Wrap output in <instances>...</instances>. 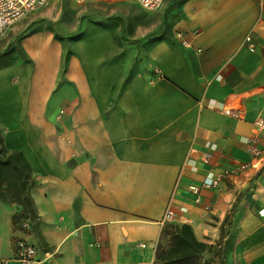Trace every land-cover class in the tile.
I'll return each mask as SVG.
<instances>
[{
	"label": "crops",
	"instance_id": "crops-1",
	"mask_svg": "<svg viewBox=\"0 0 264 264\" xmlns=\"http://www.w3.org/2000/svg\"><path fill=\"white\" fill-rule=\"evenodd\" d=\"M87 2L49 0L19 26L22 58L0 68L3 144L24 154L37 181L28 228L0 199V257L156 264L172 206L173 223L213 246L205 257L264 264V138L255 126L264 117V0H165L153 10ZM52 24L74 37H56ZM225 108H245V118ZM246 161L257 165L232 170ZM225 169L197 202L191 186ZM19 239L36 245V262L17 258Z\"/></svg>",
	"mask_w": 264,
	"mask_h": 264
},
{
	"label": "trees",
	"instance_id": "trees-1",
	"mask_svg": "<svg viewBox=\"0 0 264 264\" xmlns=\"http://www.w3.org/2000/svg\"><path fill=\"white\" fill-rule=\"evenodd\" d=\"M1 57V56H0ZM13 61L6 60L0 68L10 65ZM6 183V185H5ZM37 184L32 167L20 151H10L4 147L0 129V199L17 204L21 215H14V225L19 226V218L34 221L37 218L34 200L30 190ZM19 215V218H18ZM170 236L169 246L163 244L166 236ZM209 244L200 241L189 224L174 226L166 224L163 237L157 248L156 264H206L200 257L207 251ZM210 264H217L214 260Z\"/></svg>",
	"mask_w": 264,
	"mask_h": 264
},
{
	"label": "built area",
	"instance_id": "built-area-1",
	"mask_svg": "<svg viewBox=\"0 0 264 264\" xmlns=\"http://www.w3.org/2000/svg\"><path fill=\"white\" fill-rule=\"evenodd\" d=\"M49 0H0V38H2L10 27L25 16L29 15L35 10L47 5ZM78 3H84L90 0H75ZM138 2L143 8L153 10L161 7L165 0H134ZM177 39L184 46H191V42L186 38V34L184 31H178L176 33ZM247 47L254 51L257 47L256 42L253 40L252 36L248 35L245 38ZM224 113L230 115L235 118H245L246 109H231L225 108ZM255 126L261 136L264 138V117H259L255 121ZM257 142V138H249V151L253 154H257L259 152L255 143ZM257 164L252 162H239L232 169L235 172H241L247 170L251 167H255ZM229 173L228 169L223 170L220 173H210V175L202 181L199 185H192L191 190L196 195L195 200L197 202L201 201V191L204 188L209 187H218L220 185V181L224 176ZM177 220V212L172 206H168L166 208L163 221L166 224L173 223ZM187 221H191L187 219ZM24 228H28L29 221H25L23 223ZM37 247L34 243H31L27 239H19L17 242V258L27 262L33 263L37 261ZM0 264H8V261L0 257Z\"/></svg>",
	"mask_w": 264,
	"mask_h": 264
},
{
	"label": "rangeland",
	"instance_id": "rangeland-1",
	"mask_svg": "<svg viewBox=\"0 0 264 264\" xmlns=\"http://www.w3.org/2000/svg\"><path fill=\"white\" fill-rule=\"evenodd\" d=\"M66 1L67 3H70V2H76L75 0H64ZM78 3V2H77ZM85 3H88V2H84V3H79V4H85ZM122 4H127V5H130V6H134L135 3H133V1H121ZM138 3V2H137ZM54 8H57V6H54ZM65 8V7H63ZM59 11L58 13H64L66 12V10H61V6H59ZM35 11H33L32 13H30L29 15L25 16L24 18H21L20 20H18L17 22H15L11 27L10 29L7 31V33L2 37L0 38V46H2V48L0 49V53H1V57H0V64L6 62V60H12V61H15L17 59H20L22 58V50L20 49L19 45H18V39L27 31L26 29H22V28H19V26L21 24H23L24 22H26V20L30 17L31 14L35 13ZM68 12V11H67ZM75 12L77 13H81L80 10H75ZM82 13H87L86 11L85 12H82ZM89 14V13H88ZM92 19H96V16H91ZM52 30L55 31V35L56 37H74V35L71 33V30L70 28H65V27H61L60 26V29H56V27L54 26V24H52ZM68 34V35H66ZM6 185V183H5ZM17 206V204H16ZM18 208V206H17ZM17 214L21 215V208H18V211H17ZM19 215H18V218H19ZM26 221V219H23V218H19V226H22V224ZM29 222H32L30 220H28ZM170 225H174V226H180V225H183V224H188V223H183V224H178V223H169ZM163 244L165 246H169L170 244V236H166L163 240ZM209 244V243H208ZM213 248L212 245L209 244V248L207 251L201 253L200 257L202 258V261L203 262H207L206 264H210L208 261L210 260H214V262H216V260L212 257H205L206 253L208 251H210L211 249ZM158 264V262H157Z\"/></svg>",
	"mask_w": 264,
	"mask_h": 264
}]
</instances>
